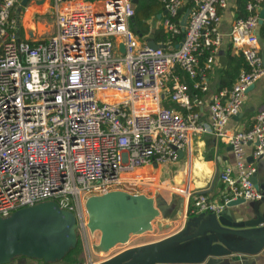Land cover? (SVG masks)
Masks as SVG:
<instances>
[{"label":"built area","instance_id":"built-area-1","mask_svg":"<svg viewBox=\"0 0 264 264\" xmlns=\"http://www.w3.org/2000/svg\"><path fill=\"white\" fill-rule=\"evenodd\" d=\"M21 1L0 0V217L54 200L87 234L90 193L126 184L162 188L165 166L204 133L231 146L234 163L219 173L229 198L219 203L184 182L172 184L193 197L191 212L218 213L229 199L262 198L245 146L253 144L254 158L264 154V110L247 130L229 132L226 124L264 76L257 37L264 0L248 2V14L233 22L230 42L248 69L210 99L206 119L194 107L208 90L220 44L218 8L227 0H192L179 45L156 48L130 27L132 0H55L56 29L42 42L20 37ZM161 2L164 26L180 34L175 18L183 0Z\"/></svg>","mask_w":264,"mask_h":264},{"label":"water","instance_id":"water-1","mask_svg":"<svg viewBox=\"0 0 264 264\" xmlns=\"http://www.w3.org/2000/svg\"><path fill=\"white\" fill-rule=\"evenodd\" d=\"M28 1L22 0L20 7ZM17 13L20 14L19 11ZM186 18L187 12L180 21L183 30ZM263 18L264 9H261L260 24ZM147 45L157 47L153 41ZM119 48L121 52L125 51L122 43ZM262 62L264 64V55ZM181 154L182 150H178V155ZM252 180L257 189L264 190L256 171ZM260 200H264V196ZM243 202V198L229 199L220 212L195 217L174 234L120 249L97 263L90 259L89 264L244 262L247 254H255L264 244V210L258 208L259 200L250 210H228ZM152 204V199L124 190L87 197L84 200L86 227L90 236L98 234L92 242L93 252L108 253L112 248L126 244L132 236L155 232L154 225L159 228L155 220L158 210ZM77 230L75 215L60 208L54 200L20 207L8 216L0 217V264H9L17 256L42 259L44 262L61 260L75 244Z\"/></svg>","mask_w":264,"mask_h":264},{"label":"crops","instance_id":"crops-1","mask_svg":"<svg viewBox=\"0 0 264 264\" xmlns=\"http://www.w3.org/2000/svg\"><path fill=\"white\" fill-rule=\"evenodd\" d=\"M52 1L53 13L55 16V0ZM161 2V0H159ZM29 2V1H28ZM45 0H38L36 5H25V8L20 12L19 16V31L20 37L23 39H29L33 42H42L46 40L50 35L55 32L56 23L55 18L52 26L46 25L45 22L36 19L35 14L37 9L44 7ZM134 3V2H133ZM145 0H137L134 3V9ZM191 3L192 0H183V5L178 15V22L187 12L186 5ZM264 9V1L261 3L260 10ZM221 15V19L218 25V31L220 35V44L218 52L215 57L212 69L208 71V90L205 92H199L202 102L194 107L196 111L200 113L202 118L206 119L208 116V103L213 96H220L230 90L234 83L236 76L239 75L236 72L228 74L230 67V60L233 58H239L243 64V56L237 50H235L230 42L229 32L233 25V22L238 18L236 0H227L226 6L218 8ZM16 13V12H15ZM135 14V13H134ZM166 11L162 6V9L157 14L151 15L149 18L143 21L141 25H134V16L130 20V27L138 35L141 43L148 44L153 41L157 45L170 46L178 44L179 41L169 37L170 33L164 26V19ZM187 19V18H186ZM186 24V21H185ZM257 28V37L259 39L260 53H262V45L264 44V38L260 37V25ZM181 26V24H180ZM185 29V25H184ZM184 31L181 26V32ZM183 36V35H182ZM243 66H240L238 72L243 71ZM184 78V77H182ZM165 106L177 108V105L170 100H163ZM167 104V105H166ZM264 110V76L258 79L253 86H251L244 96L243 103L241 105L240 112L236 117L231 118L226 124V129L229 132L236 130H247L252 127L255 122V117L259 111ZM253 144H247L245 146V158L246 162L253 165L256 169L258 182L264 185V154L258 158H254ZM234 155L229 144L221 141L210 133L201 134L195 138L193 142L182 150V154L178 159L168 163L162 175V179L165 184L161 187H155L153 184H144L141 186L124 185L120 188L109 189L102 193L111 190H124L130 193L144 195L147 198L153 200V207L158 210V215L155 220L159 224V228L154 225L155 232L151 234L144 233L142 235H135L130 240L121 246L112 248L108 253L100 252L95 254L92 249V242L97 239V235L94 237L82 229H78L77 233L81 239L83 247V258L85 264L90 263V259L93 263H97L115 254L120 249L130 246L138 245L144 242L161 239L165 236H169L181 230L187 223L193 218L198 216L207 217L208 213H193L191 208L193 207V197L185 198L181 193L174 190V186L177 183H186L192 189L195 195L198 192H203L209 199L215 202H224L229 198V192L227 186L220 180L219 173L227 166L233 165ZM169 182V183H167ZM175 184V185H172ZM264 196V190L262 191ZM96 195L90 193L87 197ZM256 203V200H245V202L238 205L229 207L230 212H237L239 210L251 209ZM258 208L264 210V200H259ZM244 218V217H243ZM85 234V235H84ZM97 242V241H96ZM20 256L16 260H12L10 264H38L36 260L29 259L27 257ZM45 264H64L60 260L50 261ZM223 264H264V244L258 252L255 254H247V259L244 262L226 261Z\"/></svg>","mask_w":264,"mask_h":264},{"label":"trees","instance_id":"trees-1","mask_svg":"<svg viewBox=\"0 0 264 264\" xmlns=\"http://www.w3.org/2000/svg\"><path fill=\"white\" fill-rule=\"evenodd\" d=\"M252 1L253 0H236L237 13L239 14L238 15L239 17H245L248 14V11L246 9V4ZM162 6L163 4L159 0H145V3L138 5L135 9L134 25L135 26L137 24L141 25L143 21L149 18L151 15H154L160 12V10L162 9ZM190 6H191V3L187 4L185 9H189ZM24 8L25 6L19 7L17 8L16 12L18 11L21 12ZM178 19H179L178 17L175 18V21L178 22ZM183 34H184V31H182L180 35L175 36V40L179 41ZM168 35L169 37L174 38V36L172 37L171 33H168ZM260 37L264 38V24L260 25ZM262 53L264 55V44L262 45ZM229 64H230V67L227 71L228 74L229 73L232 74L233 72H236L239 74L238 70L240 66H243L244 70L248 69V66L245 60L243 61V64H242L239 58H233L232 60H230ZM32 259H35L38 262V264L47 263V262H44L42 259H36V258H32ZM60 261L64 262V264H85V260L83 258L82 242L78 234H77V239H76L75 244L66 252L65 256Z\"/></svg>","mask_w":264,"mask_h":264},{"label":"rangeland","instance_id":"rangeland-1","mask_svg":"<svg viewBox=\"0 0 264 264\" xmlns=\"http://www.w3.org/2000/svg\"><path fill=\"white\" fill-rule=\"evenodd\" d=\"M38 0H29L27 5H38L36 2ZM44 7L41 9H37V12L35 14L36 19L41 20L46 23L48 26H52L53 21H54V13H53V7H52V1L51 0H45ZM167 105V104H166ZM20 258V256H17L14 258V260ZM23 258V257H22ZM32 259V258H31ZM35 260V259H33Z\"/></svg>","mask_w":264,"mask_h":264},{"label":"bare ground","instance_id":"bare-ground-1","mask_svg":"<svg viewBox=\"0 0 264 264\" xmlns=\"http://www.w3.org/2000/svg\"><path fill=\"white\" fill-rule=\"evenodd\" d=\"M119 97H121L120 95H116V98H119Z\"/></svg>","mask_w":264,"mask_h":264}]
</instances>
